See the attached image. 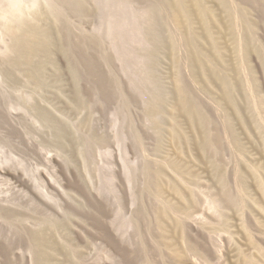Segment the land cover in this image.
<instances>
[{"label": "rangeland", "instance_id": "374dc122", "mask_svg": "<svg viewBox=\"0 0 264 264\" xmlns=\"http://www.w3.org/2000/svg\"><path fill=\"white\" fill-rule=\"evenodd\" d=\"M173 1L38 0L17 21L0 16V83L33 74L79 92L77 160L104 209L85 201L79 238L65 245L49 230L55 255L41 264H177L190 237L189 264H264V0H201L207 27L194 0L182 1L192 14L177 24ZM191 193L193 221L168 204L186 207ZM95 217L127 256L106 257ZM1 254L0 264H31Z\"/></svg>", "mask_w": 264, "mask_h": 264}, {"label": "bare ground", "instance_id": "6f19581e", "mask_svg": "<svg viewBox=\"0 0 264 264\" xmlns=\"http://www.w3.org/2000/svg\"><path fill=\"white\" fill-rule=\"evenodd\" d=\"M182 1L176 0L177 5L175 3L174 7V19L179 25L184 23L185 17H191L192 14L183 6ZM37 4L38 0H8L7 7L1 5L0 16L6 21H17ZM194 5L196 14L207 27L206 17L210 10L201 0H194ZM31 75L34 79H28L22 84L0 83V248L1 255L6 259L19 255L27 258L31 264H41L55 255L46 248L49 243L54 244L56 241L55 234L52 236L48 233L49 230H58L60 243L65 245L66 240L79 238L76 231L85 214V201L100 212L104 209L96 195L99 187L89 175L90 172L79 167L77 160L82 152L79 138L71 127L83 124L84 121L79 116L80 111H76L81 99L79 92L74 90L72 95H68V88L64 83L50 84ZM218 78L226 83L224 76L219 75ZM70 101L76 102L73 107L70 106ZM180 107L191 114L183 100ZM91 118L94 122L91 142L97 144L101 139L97 112L94 111ZM94 158L96 162L97 158ZM128 161L127 156L123 167L129 181L131 173ZM176 191L180 193L179 188ZM193 198L191 193L186 207L168 204L193 221ZM94 223L103 229L99 235L108 246L106 257L112 259L117 254L127 256L128 248L120 244L117 236L103 227L97 217L94 218ZM124 238L129 239L130 234L126 232L123 235V241H126ZM187 242L189 253H186L187 256L177 253L180 255L176 259L177 264L194 261L198 246L196 247L191 237ZM5 243L19 245L17 249H10L4 247ZM75 246L76 254L85 256L79 240ZM57 247L62 249V246Z\"/></svg>", "mask_w": 264, "mask_h": 264}]
</instances>
